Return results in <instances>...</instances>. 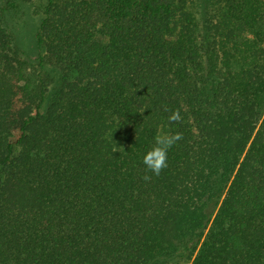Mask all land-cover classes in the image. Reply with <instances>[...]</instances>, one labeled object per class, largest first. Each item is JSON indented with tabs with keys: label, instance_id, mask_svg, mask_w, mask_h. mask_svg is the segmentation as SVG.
<instances>
[{
	"label": "trees",
	"instance_id": "obj_1",
	"mask_svg": "<svg viewBox=\"0 0 264 264\" xmlns=\"http://www.w3.org/2000/svg\"><path fill=\"white\" fill-rule=\"evenodd\" d=\"M5 11L0 264H264V0H48L36 65Z\"/></svg>",
	"mask_w": 264,
	"mask_h": 264
},
{
	"label": "rangeland",
	"instance_id": "obj_2",
	"mask_svg": "<svg viewBox=\"0 0 264 264\" xmlns=\"http://www.w3.org/2000/svg\"><path fill=\"white\" fill-rule=\"evenodd\" d=\"M48 0H0L6 8L5 25L14 36L15 45L23 57L32 64L39 63L41 50L37 42V33L44 18L43 9ZM58 77V74L55 73ZM182 264H190L179 259Z\"/></svg>",
	"mask_w": 264,
	"mask_h": 264
},
{
	"label": "clouds",
	"instance_id": "obj_3",
	"mask_svg": "<svg viewBox=\"0 0 264 264\" xmlns=\"http://www.w3.org/2000/svg\"><path fill=\"white\" fill-rule=\"evenodd\" d=\"M180 119L178 110L169 116L171 122H179ZM182 138V133L179 132L171 135H157L155 137L154 145L145 153L142 159L146 170L145 175L142 177L143 180L151 181L152 175H160L167 167V153L169 149Z\"/></svg>",
	"mask_w": 264,
	"mask_h": 264
}]
</instances>
